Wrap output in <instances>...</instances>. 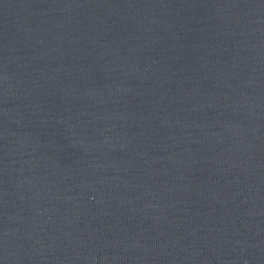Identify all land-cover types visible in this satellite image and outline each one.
<instances>
[{
	"label": "water",
	"instance_id": "1",
	"mask_svg": "<svg viewBox=\"0 0 264 264\" xmlns=\"http://www.w3.org/2000/svg\"><path fill=\"white\" fill-rule=\"evenodd\" d=\"M0 264H264V0H0Z\"/></svg>",
	"mask_w": 264,
	"mask_h": 264
}]
</instances>
